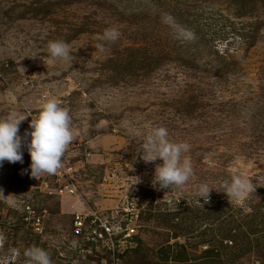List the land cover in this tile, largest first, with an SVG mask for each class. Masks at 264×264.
<instances>
[{
    "label": "rangeland",
    "instance_id": "1",
    "mask_svg": "<svg viewBox=\"0 0 264 264\" xmlns=\"http://www.w3.org/2000/svg\"><path fill=\"white\" fill-rule=\"evenodd\" d=\"M57 40L71 64L50 57ZM51 98L75 138L53 175L27 174L26 147L0 165V264L32 246L52 264H264V0H0V119L27 116L23 136ZM161 126L190 145L183 186H154L162 161L140 158Z\"/></svg>",
    "mask_w": 264,
    "mask_h": 264
},
{
    "label": "clouds",
    "instance_id": "2",
    "mask_svg": "<svg viewBox=\"0 0 264 264\" xmlns=\"http://www.w3.org/2000/svg\"><path fill=\"white\" fill-rule=\"evenodd\" d=\"M120 36L117 28L106 29L99 37L102 42H115ZM103 50V44L100 45ZM68 43L62 40L50 41L48 53L53 61H67L71 64L73 57ZM27 117V116H26ZM24 118L9 115L0 119V165L8 163H23L22 148L26 147L30 156V172L32 178L47 174L53 175L62 168V157L68 146L73 142L75 135L71 128V117L66 108L60 106L55 98L46 100L38 114L29 122L30 131L23 136L19 134L20 123ZM190 145L186 142L173 143L168 140V131L165 127L153 128L151 134L140 144V158L144 162H153L157 159L162 164L155 168L153 184L160 189H170L172 186H183L193 176L191 162L182 154L187 153ZM226 194L233 199H244L254 190L250 181L242 176L232 177L226 182ZM213 190L207 183H202L196 191V198L208 201ZM24 256L29 264H52L50 255L40 247L32 246L25 250Z\"/></svg>",
    "mask_w": 264,
    "mask_h": 264
},
{
    "label": "built area",
    "instance_id": "3",
    "mask_svg": "<svg viewBox=\"0 0 264 264\" xmlns=\"http://www.w3.org/2000/svg\"><path fill=\"white\" fill-rule=\"evenodd\" d=\"M58 195L62 196V195H74L75 194V190L73 189V187H60V189L57 192ZM88 222H91V220L93 219H87ZM97 223L99 224V220L96 218ZM73 224H74V231H76L75 233H80L82 231V227L85 225V219L82 218V216L80 215H75L74 220H73ZM106 229V228H105ZM126 237H130L132 234H134L133 229L128 230L126 229ZM112 244V242H111Z\"/></svg>",
    "mask_w": 264,
    "mask_h": 264
},
{
    "label": "trees",
    "instance_id": "4",
    "mask_svg": "<svg viewBox=\"0 0 264 264\" xmlns=\"http://www.w3.org/2000/svg\"><path fill=\"white\" fill-rule=\"evenodd\" d=\"M212 252H213L212 250H211V251H208V252H204V255H210V254L215 255V254H213ZM215 256H216V255H215Z\"/></svg>",
    "mask_w": 264,
    "mask_h": 264
}]
</instances>
